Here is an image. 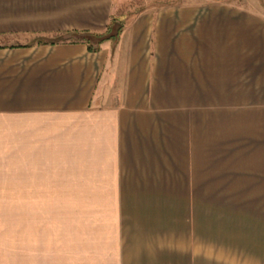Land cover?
<instances>
[{"label":"crops","instance_id":"0c3cea01","mask_svg":"<svg viewBox=\"0 0 264 264\" xmlns=\"http://www.w3.org/2000/svg\"><path fill=\"white\" fill-rule=\"evenodd\" d=\"M124 8L0 0V264H264V8Z\"/></svg>","mask_w":264,"mask_h":264},{"label":"rangeland","instance_id":"374dc122","mask_svg":"<svg viewBox=\"0 0 264 264\" xmlns=\"http://www.w3.org/2000/svg\"><path fill=\"white\" fill-rule=\"evenodd\" d=\"M122 1V5L123 7H125L123 10H121L122 14H131L134 12H137L138 9H133V10H129L126 8H129V6H138V5H146V4H150L153 6H158V5H168V4H176V3H180V2H184L187 0H121ZM230 2H236V3H247V0H227ZM257 1V3L261 4V6L264 8V0H255ZM122 21V20H121ZM117 22L118 24L121 23ZM116 24V25H118ZM217 189L219 190V192L224 193V189L223 187H217ZM18 203L16 202H1L0 201V223H2V221H9L11 220L9 217L12 215H15L16 212V206ZM77 203H56V208H67V206L69 208H77L76 207ZM67 205V206H66ZM9 228L5 225L4 227H2V225H0V234H5L7 232Z\"/></svg>","mask_w":264,"mask_h":264},{"label":"trees","instance_id":"16d2710c","mask_svg":"<svg viewBox=\"0 0 264 264\" xmlns=\"http://www.w3.org/2000/svg\"><path fill=\"white\" fill-rule=\"evenodd\" d=\"M117 21L115 19L112 20V22L108 23L107 30L104 33H95V34H88L83 35L82 39L86 41L89 45V50L95 51L100 47V44L104 42L106 39H114L117 35H119L121 31V26L118 24L116 26Z\"/></svg>","mask_w":264,"mask_h":264}]
</instances>
